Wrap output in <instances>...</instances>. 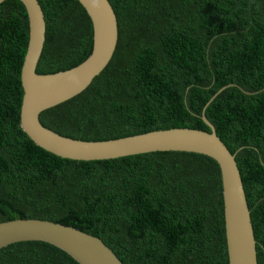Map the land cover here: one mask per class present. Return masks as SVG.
I'll return each mask as SVG.
<instances>
[{
  "label": "trees",
  "instance_id": "16d2710c",
  "mask_svg": "<svg viewBox=\"0 0 264 264\" xmlns=\"http://www.w3.org/2000/svg\"><path fill=\"white\" fill-rule=\"evenodd\" d=\"M38 2L46 30L36 72L82 62L92 49L84 7L77 0ZM109 2L118 25L112 58L82 92L43 110L41 123L86 141L178 127L209 131L204 108L235 154L257 264H264V0ZM28 26L19 0L0 4V222L74 226L102 239L123 264H229L214 159L155 151L73 160L30 140L20 126ZM0 264L79 263L29 240L0 248Z\"/></svg>",
  "mask_w": 264,
  "mask_h": 264
},
{
  "label": "water",
  "instance_id": "95a60500",
  "mask_svg": "<svg viewBox=\"0 0 264 264\" xmlns=\"http://www.w3.org/2000/svg\"><path fill=\"white\" fill-rule=\"evenodd\" d=\"M3 1L0 0V4ZM19 1L25 7L29 24L28 44L20 72L23 90L20 126L30 140L50 153L73 160L112 159L155 151L194 152L214 159L221 174L228 262L257 264L256 240L235 154L219 138L206 118L204 108L201 119L209 131L178 127L86 141L63 136L41 123L39 114L43 110L82 92L112 58L118 40V25L109 0H77L92 23L91 52L74 67L48 74L36 72L45 41L44 13L38 0ZM29 240L52 244L79 264H123L102 239L74 226L38 218L0 222V248Z\"/></svg>",
  "mask_w": 264,
  "mask_h": 264
}]
</instances>
